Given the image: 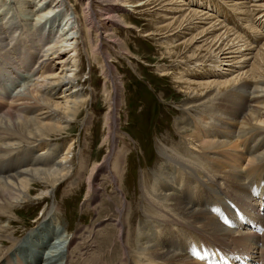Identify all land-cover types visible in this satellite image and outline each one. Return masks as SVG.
Segmentation results:
<instances>
[{
	"label": "bare ground",
	"instance_id": "obj_1",
	"mask_svg": "<svg viewBox=\"0 0 264 264\" xmlns=\"http://www.w3.org/2000/svg\"><path fill=\"white\" fill-rule=\"evenodd\" d=\"M141 1L75 0L81 16L70 0H0V72L26 84L5 95L10 78L0 77L8 104L0 116V264H209L203 247L212 246L237 249L250 263L264 257V70L242 84L209 69L190 82L178 72L174 131L156 138L155 162L141 165L133 194L127 187L132 145L118 129L124 92L111 50L129 53L116 29L133 28L123 12ZM258 16L262 27L264 3ZM81 45L97 50L112 84L110 95L103 89L108 146L100 159L103 144L91 154L88 138L78 152L68 140L96 95L81 84ZM93 116L82 122L88 134ZM82 184L98 218L72 232L56 195L80 193ZM47 198L52 206L19 238L16 209Z\"/></svg>",
	"mask_w": 264,
	"mask_h": 264
},
{
	"label": "rangeland",
	"instance_id": "obj_2",
	"mask_svg": "<svg viewBox=\"0 0 264 264\" xmlns=\"http://www.w3.org/2000/svg\"><path fill=\"white\" fill-rule=\"evenodd\" d=\"M70 1L80 13L81 5L75 0ZM263 3L264 0H142L139 5H129L123 12L124 19L133 28L128 30L124 26L118 27L116 34L124 41L129 53L121 54L116 47V51L111 50V63L114 75L123 85L124 104L118 129L132 145L127 169V187L131 194L134 193L135 182L139 179L141 165L146 162L152 164L156 160V138L162 133L174 131L175 105L183 98L177 92L178 72L184 73L182 79L190 82L196 77L201 78L200 74L205 75L212 70L222 80H237V84H242L251 81L264 70V26L259 27L261 21L258 16ZM18 11L23 15L20 9ZM80 14L82 16V10ZM59 26L62 27V24ZM252 26L253 29H249ZM76 44L77 41L74 46ZM95 44L97 45L96 41L94 46ZM167 47H173L177 53L169 52ZM72 48L73 46L67 47L69 56L74 55L75 50ZM77 50L81 61L80 69L82 68L81 84H86L87 89L91 87L96 95L93 102L81 112V123H71L68 140L75 139L78 152L80 140L83 142L84 138H88L91 154L103 144L100 159L108 146L104 115L109 107L107 99H104L106 93L103 89L107 85V94L110 95L112 84L105 82L99 65L102 58L97 50L92 51L88 45H81ZM202 66L205 68H201ZM163 70L170 72L162 75ZM25 75L30 78L31 73L25 71ZM8 76L9 74L4 76L0 72L1 78H10L7 88L9 91H1L10 95L9 92L12 93L13 90V96L19 84V88L26 84L23 82L24 78L14 82L13 76ZM0 102L6 106L0 109L1 116L7 110L8 104L6 100ZM87 112L94 114L91 124L94 129H90V134L86 133L82 125ZM92 133H95L96 141L92 140ZM84 185L82 184L80 193L73 192L72 196L68 197L63 193L65 188L63 191L58 190L56 195V202L61 205L59 206L68 219V224L70 222L72 232L93 225L98 218L91 208L85 206L86 202L93 206L97 201L85 200L87 188ZM51 203L53 204V199L47 198L39 203L24 204L17 208L16 213L20 218L15 222L16 235L23 238L34 228L36 218L43 217L45 208L52 206Z\"/></svg>",
	"mask_w": 264,
	"mask_h": 264
}]
</instances>
